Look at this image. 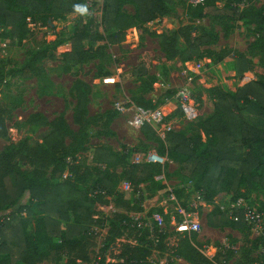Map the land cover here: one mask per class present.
Instances as JSON below:
<instances>
[{
	"label": "trees",
	"instance_id": "16d2710c",
	"mask_svg": "<svg viewBox=\"0 0 264 264\" xmlns=\"http://www.w3.org/2000/svg\"><path fill=\"white\" fill-rule=\"evenodd\" d=\"M221 1L224 0H205L198 5L200 17L211 18L223 26L225 37L232 31V20L252 24L247 29L254 40L247 52L211 48L218 42V34L202 29L199 35H193L195 26L191 24L160 33L151 30L150 23L174 14L177 0H103L102 32L93 33L94 39L102 44L85 47L84 39L91 38L86 32L64 35L70 44L62 52L64 69L75 79L73 119L79 130H71L63 114L48 121L41 113H35L37 125L49 126L42 141L32 144L28 138L22 139L0 150V264H39L63 259H67L66 264H103V257L92 261L91 251L98 235L93 226L103 225V209L111 203L116 210L111 216L107 238L112 242L125 239L120 242L119 253L113 256L116 262L108 264H149L153 248L166 243L165 232L154 229L152 239L151 233L133 220V211L139 213L145 209H136L130 196L152 187L165 189V182L156 177L165 174L167 161L165 164L146 160L129 162L130 153L126 148V152H117L109 146L97 145L92 166L68 162V158L85 149L88 138L86 127L92 87L78 76L81 68L104 56L107 44L124 42L128 29L133 27L140 30L142 38L144 33L157 37L166 61L178 58L187 62L207 57L221 62L231 56L237 77L242 78L248 71L256 73L255 79L233 94L216 87L209 89L215 99V113L199 123L201 134L186 137L170 130L165 138H160L151 126H143L141 130L148 140L159 143V155L180 160L186 180L202 182V192L228 191L236 197L239 188L244 186L262 196L258 208L264 212V125H253L241 115L242 108L251 105L264 117V4L259 9L240 8L243 0H225L218 6ZM74 4L85 5V0H0V44L6 47L20 44L30 22L41 21L46 26L50 18L74 13ZM127 4L132 5L133 13L124 10ZM47 57L55 55L42 48L35 50L21 68H6L7 64L1 62L0 85L10 83L13 77L31 78L38 73V63ZM254 57H258V62L253 61ZM135 72L145 75L147 70L140 66ZM175 92L170 93L175 95ZM130 100L145 108L157 106L143 98ZM11 112V108L0 102V137L8 135ZM148 148L147 144L143 145L145 153ZM67 166L71 176L63 178ZM123 181L132 185V192L120 188ZM152 212L163 213V208H151L149 213ZM237 215L242 217L241 212ZM228 217L223 211L212 212L208 215V225L245 230L247 240L237 250L241 255L235 263L251 264L256 260L259 241L251 238L249 227L243 221ZM197 236L194 233L181 237V245L176 244L178 255L192 264H213L197 248L205 244ZM235 253V250L227 251L226 260Z\"/></svg>",
	"mask_w": 264,
	"mask_h": 264
},
{
	"label": "rangeland",
	"instance_id": "374dc122",
	"mask_svg": "<svg viewBox=\"0 0 264 264\" xmlns=\"http://www.w3.org/2000/svg\"><path fill=\"white\" fill-rule=\"evenodd\" d=\"M224 1L218 2V6H222ZM204 2L205 0H177L174 14L156 19L149 24V28L160 33L191 24L195 26L192 30L193 35H199L203 32L202 29L218 34L219 40L211 48H229L247 52L249 44L254 40L250 30L247 29L252 24L246 25L243 21L232 20L230 21L233 25L232 31L225 37L223 26L211 18L200 17L201 9L198 5ZM263 4L264 0H243L239 3V7L253 6L259 9ZM85 6L88 10L86 15L74 12L50 18L46 26L42 25L41 21L30 22L20 44L12 47L0 44V63H6V68L23 67L31 54L38 49L47 48V53L55 55L54 58L47 57L41 60L38 63V73L31 78L23 80L13 77L10 83L0 85V102L12 109L7 121L8 135L5 138L0 137V150L7 144L22 139L28 138L32 144L42 141L43 136L49 131V126L37 125L34 121L35 113H41L48 121L63 114L69 128L74 132L79 130L78 124L73 119L76 105L73 88L75 79L64 69L66 62L63 60L62 52L70 47L69 41L64 38L67 32H86L91 36L84 39L85 47L102 44L94 39L93 33L102 32L103 0H85ZM124 10L133 13L132 5H125ZM143 35L142 38L140 30L136 27L128 29L124 42L107 44L104 56L100 55L82 66L78 76L92 87L86 127L88 138L84 144L85 149L73 158H68L69 164L81 162L92 166L93 152L97 145L109 146L117 152H126V148L130 153L129 162L145 160L149 152H157L159 143L146 138L141 130L143 126L130 127L127 124L128 115L116 110V102L119 100L143 98L157 105L156 107H161L165 112L164 127L160 128V133L155 131L160 138H165L170 130L181 132L186 137H193L202 133L199 123L215 113L213 105L215 99L210 88L216 87L233 94L239 87L257 76L255 72L248 71L242 78L237 77L235 61L231 56L225 57L221 62H214L212 58L207 57L194 59V62L192 60L183 62L178 58L166 61L157 37L147 33ZM253 61L258 62V57H254ZM140 66L147 70L145 75H136L135 69ZM185 85L190 86L193 91L198 112L196 118L191 121L184 118L179 103L173 95L179 87ZM171 91L173 94L170 93ZM241 115L253 125H264V117L251 105L242 108ZM67 141L69 142L70 139L68 138ZM144 144L149 146L146 153L143 151ZM167 163L165 174L161 179L165 182L166 188L152 187L132 194L130 200L136 209L161 207V200L168 189L176 190L185 201L200 194L205 200L200 211L202 229L199 233L202 234L203 229L209 226L208 215L222 211L228 215L238 196L243 197L250 206L260 207L262 196L257 191L251 192L241 186L236 197L228 191L202 192L203 184L199 179L186 180L183 177L179 159L168 157ZM68 166L63 178L71 176ZM115 210L112 203L104 207L103 225L93 226L98 232L95 246L91 251L93 262L99 261L102 257L105 260L103 264L116 262L113 256L119 253L120 242L125 238L116 239L115 242L107 238L109 223ZM203 234V238L208 237L204 241L203 238H199V242L215 244V246L230 244L239 249L247 240L245 230L240 231L230 226L205 230ZM150 237L155 238L153 235ZM157 239L158 237L155 241H158ZM165 240V244L153 248L149 264H192L176 251V244L182 242L181 237L172 234ZM185 248L186 246L183 247L184 251ZM240 255L241 253L237 251L231 259L239 260ZM66 262L67 259H63L39 264H66Z\"/></svg>",
	"mask_w": 264,
	"mask_h": 264
},
{
	"label": "built area",
	"instance_id": "2783aa9c",
	"mask_svg": "<svg viewBox=\"0 0 264 264\" xmlns=\"http://www.w3.org/2000/svg\"><path fill=\"white\" fill-rule=\"evenodd\" d=\"M192 92L190 86L185 85L179 87L175 93V98L184 118L190 121L198 115ZM116 110L121 114L128 115L127 124L130 127L140 128L148 125L155 129L157 133H160V128L164 127L165 112L161 107L145 108L127 99L117 101ZM145 160L165 164L167 158L159 155L156 151H151L147 154ZM156 178L162 179L163 175ZM120 188L125 192H132L133 189L132 185L126 181L121 183ZM168 191L161 200L163 213H149L150 209H145L139 213H132L133 220L138 223L139 227L146 228L153 236L155 235L152 232L156 228L159 232H165L167 234L166 238H170L172 234L177 235L178 238L190 237L194 233L199 235L202 229L200 211L205 204L203 197L198 194L191 200L185 201L179 199L173 189H168ZM237 212H241V218L237 215ZM229 218L235 221L241 220L249 227L251 238H256L259 241V249L255 255L256 260L251 264H264V212L258 207L250 206L243 197H238L232 204ZM197 248L213 264H236L234 259L226 260L225 255L229 250L237 252V246L230 244L215 246V244L205 242L202 247Z\"/></svg>",
	"mask_w": 264,
	"mask_h": 264
},
{
	"label": "clouds",
	"instance_id": "9594fccd",
	"mask_svg": "<svg viewBox=\"0 0 264 264\" xmlns=\"http://www.w3.org/2000/svg\"><path fill=\"white\" fill-rule=\"evenodd\" d=\"M74 12L79 13L80 15L87 14V7L83 4H74L73 5Z\"/></svg>",
	"mask_w": 264,
	"mask_h": 264
},
{
	"label": "crops",
	"instance_id": "0c3cea01",
	"mask_svg": "<svg viewBox=\"0 0 264 264\" xmlns=\"http://www.w3.org/2000/svg\"><path fill=\"white\" fill-rule=\"evenodd\" d=\"M192 62H194V60H192ZM206 227H207V228L203 229L202 234H199V235H198V240H199V238H203V235H204L203 233H204L205 230L208 231V230L214 228V227H211V226H210V227H209V226H206ZM207 237H208V236H207ZM207 237L203 238V241L206 240ZM204 243H205V242H204Z\"/></svg>",
	"mask_w": 264,
	"mask_h": 264
}]
</instances>
